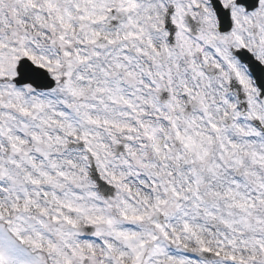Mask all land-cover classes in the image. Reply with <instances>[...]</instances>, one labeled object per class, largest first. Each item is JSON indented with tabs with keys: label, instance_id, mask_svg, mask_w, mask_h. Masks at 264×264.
Masks as SVG:
<instances>
[{
	"label": "snow or ice",
	"instance_id": "snow-or-ice-1",
	"mask_svg": "<svg viewBox=\"0 0 264 264\" xmlns=\"http://www.w3.org/2000/svg\"><path fill=\"white\" fill-rule=\"evenodd\" d=\"M0 264H264V0H0Z\"/></svg>",
	"mask_w": 264,
	"mask_h": 264
}]
</instances>
